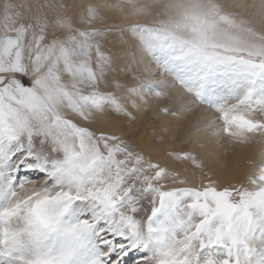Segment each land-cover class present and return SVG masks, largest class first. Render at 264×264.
Masks as SVG:
<instances>
[{"label":"snow or ice","instance_id":"snow-or-ice-1","mask_svg":"<svg viewBox=\"0 0 264 264\" xmlns=\"http://www.w3.org/2000/svg\"><path fill=\"white\" fill-rule=\"evenodd\" d=\"M194 119L264 136V0H4L0 264H264V153L157 158Z\"/></svg>","mask_w":264,"mask_h":264},{"label":"bare ground","instance_id":"bare-ground-1","mask_svg":"<svg viewBox=\"0 0 264 264\" xmlns=\"http://www.w3.org/2000/svg\"><path fill=\"white\" fill-rule=\"evenodd\" d=\"M3 2L4 0H0V4H3ZM109 2L115 3L116 0H109ZM249 2H251V0H249ZM151 67L154 71L156 70L154 64ZM169 119V117H166L163 114H160L159 116L160 122L163 123H167ZM182 123L183 122L174 123L169 132L165 134V136L168 135L167 137L170 138V142L161 145V149L157 158L167 160V152H179L185 147L186 150H194L198 154L202 155L205 158L206 163L210 162L214 171L223 174L225 177H241L250 169L251 164L249 162L253 156L258 154L257 152L260 149V146H256L253 142L250 144L251 147H246L244 143H231L225 151V149L223 150L221 146L216 144L215 140L204 139L199 133H197V127L202 126L201 121L194 119L192 122V127L190 128H183ZM178 132H180V135L177 134ZM183 133L185 136L182 140L185 141L186 145L181 147L172 146L171 144H173V141H175L174 138L180 137L181 139ZM198 139L200 143L203 144V147H199V145L195 147L193 146V141ZM256 159V157L253 158V160ZM175 166L183 165H181L180 162H176Z\"/></svg>","mask_w":264,"mask_h":264},{"label":"rangeland","instance_id":"rangeland-1","mask_svg":"<svg viewBox=\"0 0 264 264\" xmlns=\"http://www.w3.org/2000/svg\"><path fill=\"white\" fill-rule=\"evenodd\" d=\"M150 115H151V113H150ZM183 124V123H182ZM181 131V130H180ZM178 135H180V132H178L177 133ZM182 135V134H181ZM168 136V135H167ZM167 136H165L166 137V139H165V142L163 143V145L164 144H167V142H170V138L169 137H167ZM184 133H183V135H182V137H181V139H180V137L178 138V139H174L175 141H173V144H171L172 146H177V147H181V146H185L186 145V143H185V141L184 140H182L183 138H184ZM168 140V141H167ZM181 140V141H180ZM177 141V142H176ZM255 143V145L256 146H260V149L258 150V154L257 155H255V156H253V158L254 157H256L257 159L256 160H253V158H251V162L253 161V163H256V162H258L260 159H261V155H262V153H264V136H261V135H259V134H257V135H255V136H253L252 137V139L251 140H249V141H247V142H243L244 143V145L246 146V147H251V143ZM249 143V144H248ZM219 146V145H218ZM229 147V143H227V142H225L224 143V145L223 146H221V148H223V150L225 149V151L227 150V148ZM183 150H186V148L184 147V149Z\"/></svg>","mask_w":264,"mask_h":264}]
</instances>
